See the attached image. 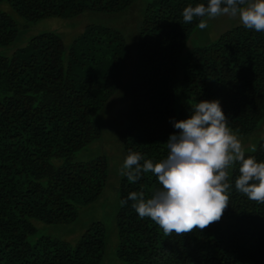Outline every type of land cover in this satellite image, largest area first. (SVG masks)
<instances>
[{
	"label": "trees",
	"instance_id": "16d2710c",
	"mask_svg": "<svg viewBox=\"0 0 264 264\" xmlns=\"http://www.w3.org/2000/svg\"><path fill=\"white\" fill-rule=\"evenodd\" d=\"M200 2L207 0H0L14 11L0 10V49L17 40L19 19L124 14L134 29L132 46L118 28L86 24L69 45L51 30L0 52V264H264V203L236 191L238 163L229 169V206L203 230L166 236L131 200L122 206L130 192L147 199L162 189L142 171L135 182L119 178L115 229L92 221L73 242L38 234L42 224L76 221L101 197L107 157L72 156L101 137L96 117L115 94L128 100L124 159H165L178 132L172 121L202 100H218L235 133L255 130L264 117V32L241 24L190 47L200 18L185 24L182 11ZM248 156L264 161V135Z\"/></svg>",
	"mask_w": 264,
	"mask_h": 264
},
{
	"label": "clouds",
	"instance_id": "9594fccd",
	"mask_svg": "<svg viewBox=\"0 0 264 264\" xmlns=\"http://www.w3.org/2000/svg\"><path fill=\"white\" fill-rule=\"evenodd\" d=\"M220 16L238 18L245 28L264 32V0H207L206 4H189L182 11L185 24L200 18L197 27L201 30L208 27V20ZM172 123L178 132L166 141L165 159L153 163L140 153L129 152L121 167V175L131 182L142 171H151L162 189L147 199L143 192H130L121 200L122 206L131 200L139 216L151 218L166 236L203 230L218 222L229 206V169L235 163L239 165L236 191L264 203V161L245 157L218 100L199 101L191 105L187 118Z\"/></svg>",
	"mask_w": 264,
	"mask_h": 264
},
{
	"label": "rangeland",
	"instance_id": "374dc122",
	"mask_svg": "<svg viewBox=\"0 0 264 264\" xmlns=\"http://www.w3.org/2000/svg\"><path fill=\"white\" fill-rule=\"evenodd\" d=\"M149 1L151 0H138V2L144 3L143 7L146 2ZM4 4L8 6L11 12H14L7 3L0 4V10L6 9L4 8ZM134 9H130L128 13L138 10L137 7ZM129 18L124 14L88 12L75 18L66 19L54 17L36 23H28L24 19H19L21 31L17 40L9 47L1 48L0 52L9 53L13 47L24 44L33 35L51 30L57 32L65 44L69 45L72 39L80 34L86 24H100L118 28L126 35L129 45L132 46L130 37L134 29L132 28L133 21L130 15ZM237 25H241L238 18L230 19L227 16H220L208 20L207 28L201 30L196 26L188 42L189 46L201 47L207 45L217 39L221 33ZM115 96L116 94L113 96L114 98L112 97L106 106L98 112L96 117V122L102 129L101 137L88 144L85 148L76 151L72 156L73 161H86L98 155H105L107 157L109 163V176L101 197L92 204L82 208L78 218L72 223L40 225L38 230L39 235H49L51 237L73 242L90 222L96 220L103 222L108 231L113 228L115 229L114 219L118 208V182L124 161L121 136L128 106L125 93L118 98H115ZM232 132L235 133L234 131ZM235 134L240 139L245 152H252L256 148L259 139L264 135V117L252 133L245 135ZM108 250H110L109 242L107 244V253Z\"/></svg>",
	"mask_w": 264,
	"mask_h": 264
}]
</instances>
